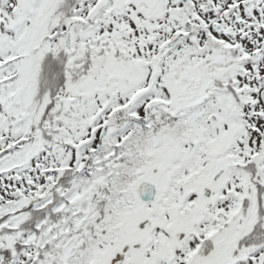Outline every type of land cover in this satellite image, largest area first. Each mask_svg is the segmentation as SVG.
Wrapping results in <instances>:
<instances>
[{
	"label": "snow or ice",
	"instance_id": "obj_1",
	"mask_svg": "<svg viewBox=\"0 0 264 264\" xmlns=\"http://www.w3.org/2000/svg\"><path fill=\"white\" fill-rule=\"evenodd\" d=\"M0 264H264V0H0Z\"/></svg>",
	"mask_w": 264,
	"mask_h": 264
}]
</instances>
